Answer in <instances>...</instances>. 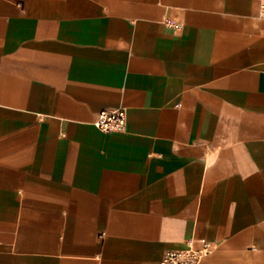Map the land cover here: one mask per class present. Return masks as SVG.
Listing matches in <instances>:
<instances>
[{
    "label": "crops",
    "instance_id": "crops-1",
    "mask_svg": "<svg viewBox=\"0 0 264 264\" xmlns=\"http://www.w3.org/2000/svg\"><path fill=\"white\" fill-rule=\"evenodd\" d=\"M202 236L264 264V0H0V264Z\"/></svg>",
    "mask_w": 264,
    "mask_h": 264
},
{
    "label": "built area",
    "instance_id": "built-area-1",
    "mask_svg": "<svg viewBox=\"0 0 264 264\" xmlns=\"http://www.w3.org/2000/svg\"><path fill=\"white\" fill-rule=\"evenodd\" d=\"M96 123L108 132L125 130L127 112L124 107L103 109L99 112ZM216 246L215 241L205 236L192 237L187 240L186 247L166 250L160 264H201Z\"/></svg>",
    "mask_w": 264,
    "mask_h": 264
}]
</instances>
